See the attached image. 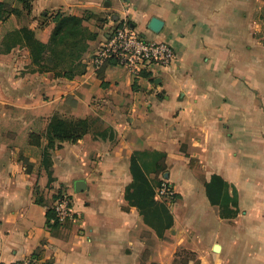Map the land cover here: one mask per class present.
<instances>
[{"label": "crops", "instance_id": "obj_1", "mask_svg": "<svg viewBox=\"0 0 264 264\" xmlns=\"http://www.w3.org/2000/svg\"><path fill=\"white\" fill-rule=\"evenodd\" d=\"M0 4V263L264 264V0ZM123 21L174 60L136 77L93 71ZM26 33L46 45L40 57ZM53 115L90 128L43 161ZM61 194L74 217L57 222L46 211Z\"/></svg>", "mask_w": 264, "mask_h": 264}, {"label": "built area", "instance_id": "obj_2", "mask_svg": "<svg viewBox=\"0 0 264 264\" xmlns=\"http://www.w3.org/2000/svg\"><path fill=\"white\" fill-rule=\"evenodd\" d=\"M174 58L175 52L168 43L149 40L135 32L129 22L123 21L111 29L98 45L92 54L91 63L93 71H99L107 64H116L125 68L129 75L136 77L153 65L167 66ZM156 196L169 205L175 200L172 187L164 179L156 188ZM52 210L57 222L72 220L74 217L70 199L66 194L56 198ZM0 264H37V261L33 257H27Z\"/></svg>", "mask_w": 264, "mask_h": 264}, {"label": "trees", "instance_id": "obj_3", "mask_svg": "<svg viewBox=\"0 0 264 264\" xmlns=\"http://www.w3.org/2000/svg\"><path fill=\"white\" fill-rule=\"evenodd\" d=\"M1 5V4H0ZM58 16V15H57ZM73 22L74 19L71 18L69 20ZM75 22V21H74ZM25 39L28 43H30L31 48H33V52L36 56L40 57V53L45 49L46 45L43 43L35 40L31 34L26 33ZM90 125L86 119H64L57 115L51 116L48 121L46 131H45V138L47 139V147L43 150V161L47 158V149L54 147L55 141L63 142V141H70L75 142L79 138L82 137L83 134L89 131ZM41 142V135L36 133H30L29 135V143L33 145H39ZM130 171L133 176V181L138 183L137 191L134 194V198L139 200V203H144L145 198L147 197L146 194L151 189L145 174L137 162L134 156L131 157L130 160ZM162 179L156 180V186L158 187L161 183ZM129 195L127 194V198ZM46 217L48 219L54 220V211L52 209H48L46 211ZM55 221V220H54Z\"/></svg>", "mask_w": 264, "mask_h": 264}, {"label": "water", "instance_id": "obj_4", "mask_svg": "<svg viewBox=\"0 0 264 264\" xmlns=\"http://www.w3.org/2000/svg\"><path fill=\"white\" fill-rule=\"evenodd\" d=\"M75 184L77 185V188H76L77 191L83 190V182L82 181H77Z\"/></svg>", "mask_w": 264, "mask_h": 264}]
</instances>
